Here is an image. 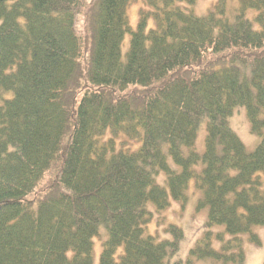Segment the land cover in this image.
Masks as SVG:
<instances>
[{
    "label": "trees",
    "instance_id": "1",
    "mask_svg": "<svg viewBox=\"0 0 264 264\" xmlns=\"http://www.w3.org/2000/svg\"><path fill=\"white\" fill-rule=\"evenodd\" d=\"M198 2L0 0V264H96L102 228L99 264H244L243 235L261 245L264 0ZM192 182L207 229L173 261L184 230L148 233L150 205L184 209Z\"/></svg>",
    "mask_w": 264,
    "mask_h": 264
},
{
    "label": "rangeland",
    "instance_id": "2",
    "mask_svg": "<svg viewBox=\"0 0 264 264\" xmlns=\"http://www.w3.org/2000/svg\"><path fill=\"white\" fill-rule=\"evenodd\" d=\"M218 0H199L197 4L196 13L200 16L207 14V12L212 8V6ZM232 1V0H231ZM234 3H237V0H233ZM234 4V5H235ZM231 5L232 2H231ZM139 5L133 4L128 9V15L130 18L131 25L135 28L138 21V11ZM78 30L82 33V35L86 38V46L84 48V56L82 58V62L84 64V68L89 60V46H90V28L87 25L86 17L81 19L79 22ZM130 35L126 36L124 45H123V54L127 51V47L129 45ZM232 126L238 136L241 138L243 143L249 152H253L257 145L260 143L261 138L251 132L250 122L246 115V109L244 107H239L234 112V115L231 119ZM205 136H206V123L202 124L197 137L196 142V150L200 154H203L205 151ZM260 176L264 180V175L260 174ZM164 176L161 175L159 181L162 182ZM190 199L183 209L181 204L178 202L172 201V205L170 208L163 212H157L153 205H150V209L154 213V221L148 226V233L153 235H161V239L169 238V236L164 235L163 230L164 227L168 224L172 223L184 230L185 238L181 242V248L179 253L174 257L173 261L179 259H186L190 249L195 245L197 239L202 235V233L207 229L206 223L208 221V207L199 208L198 201L201 198L199 192L196 191L194 182L190 184L189 189ZM215 231H225L224 226H218L214 228ZM101 236L104 235L105 239L106 230L102 228L100 230ZM159 234H158V233ZM253 232L257 234L262 243L261 245H254L249 241V235H243L245 240V252H246V261L244 264H264V226H256L254 227ZM100 236L95 239V263L99 264V257L102 250ZM218 246V245H217ZM198 264H216L212 260L201 261Z\"/></svg>",
    "mask_w": 264,
    "mask_h": 264
},
{
    "label": "bare ground",
    "instance_id": "3",
    "mask_svg": "<svg viewBox=\"0 0 264 264\" xmlns=\"http://www.w3.org/2000/svg\"><path fill=\"white\" fill-rule=\"evenodd\" d=\"M245 108V107H244ZM246 109V108H245ZM246 115H247V118H248V120H249V117H248V112H247V109H246ZM249 122H250V120H249ZM231 127L233 128V126H232V123H231ZM250 129H251V123H250ZM233 130H234V128H233ZM235 131V130H234ZM199 132V131H198ZM252 132V131H251ZM236 133V132H235ZM237 134V133H236ZM238 135V134H237ZM256 135V134H255ZM198 137V136H197ZM206 137V136H205ZM240 138V137H239ZM261 138V137H260ZM241 139V138H240ZM196 142H197V140H196ZM243 142V141H242ZM245 145V144H244ZM259 145V144H258ZM258 145H257V147H258ZM256 147V148H257ZM248 150V149H247ZM256 150V149H255ZM254 150V151H255ZM253 151V152H254ZM255 234V233H254ZM257 235V234H256ZM260 239V238H259ZM261 246H262V243H261Z\"/></svg>",
    "mask_w": 264,
    "mask_h": 264
}]
</instances>
